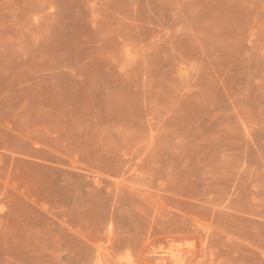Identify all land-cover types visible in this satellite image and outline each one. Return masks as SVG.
Instances as JSON below:
<instances>
[{"label":"rangeland","instance_id":"1","mask_svg":"<svg viewBox=\"0 0 264 264\" xmlns=\"http://www.w3.org/2000/svg\"><path fill=\"white\" fill-rule=\"evenodd\" d=\"M0 264H264V0H0Z\"/></svg>","mask_w":264,"mask_h":264}]
</instances>
